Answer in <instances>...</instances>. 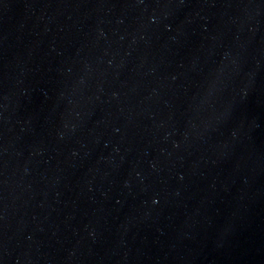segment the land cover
<instances>
[{
  "label": "water",
  "instance_id": "obj_1",
  "mask_svg": "<svg viewBox=\"0 0 264 264\" xmlns=\"http://www.w3.org/2000/svg\"><path fill=\"white\" fill-rule=\"evenodd\" d=\"M0 264H264V0H0Z\"/></svg>",
  "mask_w": 264,
  "mask_h": 264
}]
</instances>
